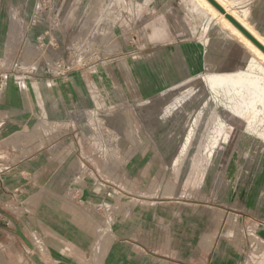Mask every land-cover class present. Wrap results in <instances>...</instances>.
Listing matches in <instances>:
<instances>
[{"label": "rangeland", "instance_id": "obj_1", "mask_svg": "<svg viewBox=\"0 0 264 264\" xmlns=\"http://www.w3.org/2000/svg\"><path fill=\"white\" fill-rule=\"evenodd\" d=\"M227 32L195 0H0L1 264H264V108L206 82L262 64Z\"/></svg>", "mask_w": 264, "mask_h": 264}, {"label": "bare ground", "instance_id": "obj_2", "mask_svg": "<svg viewBox=\"0 0 264 264\" xmlns=\"http://www.w3.org/2000/svg\"><path fill=\"white\" fill-rule=\"evenodd\" d=\"M195 1L210 13L213 21L216 22L219 27L225 28L228 31V34H224V37L236 38V40L242 42L247 46L246 48L252 51L256 59L260 60L262 65L259 66L260 71L258 75L247 74L244 77H229L226 71L225 73L220 72L212 74L211 76L209 75V78L206 79L208 87L211 88L215 94L219 95L221 93L223 96L227 97L229 101L233 102L235 106H238V104L239 106H243L244 110L251 113V118L255 117V106L261 104L264 108V53L244 36V34L225 18L224 14L220 13L208 0ZM216 1L264 46V36L259 34L252 24L246 20L244 14L238 10V7H234L229 0ZM216 33L219 34L218 28L216 29ZM206 66H208V63H206Z\"/></svg>", "mask_w": 264, "mask_h": 264}, {"label": "crops", "instance_id": "obj_3", "mask_svg": "<svg viewBox=\"0 0 264 264\" xmlns=\"http://www.w3.org/2000/svg\"><path fill=\"white\" fill-rule=\"evenodd\" d=\"M229 1L232 2V5L234 7H238V9L241 11V13L244 14V16L248 22H250L249 20H252L255 23L259 22L257 25L252 24L251 22L250 23L252 24V26L256 29V31L259 34L264 36V1H263V5L261 4V0H251L250 2L248 0H229ZM261 5H262V7H261ZM38 160H40V159L37 157V155L30 156V157L28 156L22 160L23 163H21L20 165L21 166H42L43 163L44 164L48 163V160H46L45 162L40 160L41 163L39 164L37 162ZM63 161H64L63 163H61V164L58 163V164L59 165H69V166L77 165V161H75L73 158L71 159L70 157L67 159H64ZM25 187L26 188L19 189V196H21V194L23 192L27 191L28 186H25ZM1 192L2 193H0V201H4V199L8 197V196H6V192H8V191L4 190ZM2 207H4V206L3 205L0 206L1 216L3 218H5L6 220L11 221V219H13L11 217V215H12L11 212L10 211L7 212L6 210H3ZM15 232H16V230H15ZM0 234L10 236V234L7 233V231L5 229L1 228V226H0ZM111 246H112V244L110 245L109 249H111ZM26 263H28L27 260H26ZM0 264H1V262H0ZM8 264H13V261H9Z\"/></svg>", "mask_w": 264, "mask_h": 264}, {"label": "water", "instance_id": "obj_4", "mask_svg": "<svg viewBox=\"0 0 264 264\" xmlns=\"http://www.w3.org/2000/svg\"><path fill=\"white\" fill-rule=\"evenodd\" d=\"M220 13L224 14L225 18H227L238 30H240L244 36H246L254 45H256L263 53H264V46L252 35L250 34L234 17H232L229 13H227L223 7L216 1V0H208ZM16 232L18 235L27 243L29 242L26 240L20 228L16 227Z\"/></svg>", "mask_w": 264, "mask_h": 264}]
</instances>
